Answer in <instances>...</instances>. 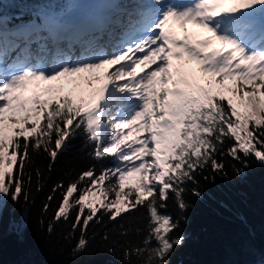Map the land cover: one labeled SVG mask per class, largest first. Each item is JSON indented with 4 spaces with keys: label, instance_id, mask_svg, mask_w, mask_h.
Masks as SVG:
<instances>
[{
    "label": "snow or ice",
    "instance_id": "6c2138e0",
    "mask_svg": "<svg viewBox=\"0 0 264 264\" xmlns=\"http://www.w3.org/2000/svg\"><path fill=\"white\" fill-rule=\"evenodd\" d=\"M122 3L116 27L92 43L53 39L50 27H65L70 15L64 8L6 26L0 6V226L9 197L29 199L31 156L46 154L51 171L80 136L94 161L113 164L99 175L90 167L47 197H61L53 223L76 213L71 229L81 235L73 252L87 247L90 222L143 209L147 235L142 246L125 248V260L146 253L138 264H171L184 244L174 233L190 208L187 193L200 198L201 177L227 176L217 159L225 144L242 165L235 175L250 157L264 164V0ZM170 199L176 217L167 214ZM12 227L23 235L24 210Z\"/></svg>",
    "mask_w": 264,
    "mask_h": 264
},
{
    "label": "trees",
    "instance_id": "16d2710c",
    "mask_svg": "<svg viewBox=\"0 0 264 264\" xmlns=\"http://www.w3.org/2000/svg\"><path fill=\"white\" fill-rule=\"evenodd\" d=\"M64 5L65 0H0L6 26L20 23L21 19L26 21L34 12L43 13L57 6L65 9ZM230 143L224 146L225 155L217 157L225 164L227 176L217 175L211 183L201 177L202 197L196 198L190 192L186 195L190 208L174 233L184 236V244L171 256V264H264V164L250 157L244 174L235 175L234 169L242 165L226 155ZM89 151L84 149L82 137L76 136L58 156L51 171L46 154L39 152L31 156L24 174L28 201L23 196L15 204L10 197L7 200L0 226V264H138L147 259L146 253L130 255L129 261L124 257L125 248L131 251L134 246H142L147 235L148 221L143 209L124 214L116 221L101 216L100 223L90 222L87 247L78 254L73 249L81 233L79 229L75 232L71 229L75 211L67 221L53 223L61 199L58 192L52 201L47 200L54 185L75 182L83 171L93 166L97 175L102 166L112 167L111 159L101 165L92 159ZM29 174L31 183L27 181ZM46 203L47 211L43 207ZM22 210L26 229L19 235L12 227V220H19ZM166 211L173 217L178 215L171 199ZM49 224H53L51 232ZM109 248H114V252L110 253Z\"/></svg>",
    "mask_w": 264,
    "mask_h": 264
},
{
    "label": "rangeland",
    "instance_id": "374dc122",
    "mask_svg": "<svg viewBox=\"0 0 264 264\" xmlns=\"http://www.w3.org/2000/svg\"><path fill=\"white\" fill-rule=\"evenodd\" d=\"M86 2H89V0H65V9L69 12V16L66 17V20L73 17L75 13L74 10H76L77 8H79L80 6L86 4ZM126 7V5H125ZM120 18V15H116V18ZM110 29H109V33H110ZM114 181V180H113ZM103 191L105 192L106 195L110 196L111 198H114L115 193L113 191H111L108 188L103 189ZM127 194V188L125 189V191L122 193L123 195ZM103 198V197H101Z\"/></svg>",
    "mask_w": 264,
    "mask_h": 264
},
{
    "label": "bare ground",
    "instance_id": "6f19581e",
    "mask_svg": "<svg viewBox=\"0 0 264 264\" xmlns=\"http://www.w3.org/2000/svg\"><path fill=\"white\" fill-rule=\"evenodd\" d=\"M119 18H116L112 21L111 23V26H110V31H112L115 27H116V24H117V21H118Z\"/></svg>",
    "mask_w": 264,
    "mask_h": 264
}]
</instances>
